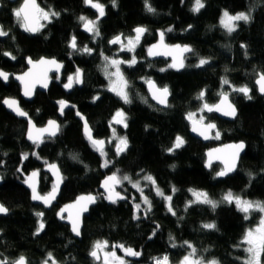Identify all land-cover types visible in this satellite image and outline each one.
I'll return each mask as SVG.
<instances>
[{"label":"trees","instance_id":"trees-1","mask_svg":"<svg viewBox=\"0 0 264 264\" xmlns=\"http://www.w3.org/2000/svg\"><path fill=\"white\" fill-rule=\"evenodd\" d=\"M21 1L2 0L0 24L9 35L0 38V68L14 75L27 69L28 57L48 56L64 61L66 74L82 69L84 82L66 92L53 81L47 93L37 92L34 100L28 102L22 98L21 87L13 76L8 85L0 79V203L9 209L7 214H0V259L7 258L11 264L24 256L28 264H42L51 252L58 264H101L89 252L95 241L107 240L109 249L115 250L128 264H152L153 257L164 255L175 264L190 251L184 245V241H189L197 249V258L216 259L220 264H243L248 254L241 240L248 229L260 222V213L254 210L245 219L235 204L223 202L215 209L206 204H193L185 211V206L194 199L189 189L205 191L217 201L231 190L235 195L264 202V96L255 85L258 74L264 72V0H203L205 7L199 13L191 11L194 0H148L155 13L147 11L145 0H117L116 7L111 0H99L106 13L100 19L99 37L85 31L79 20L80 16L96 19L98 15L84 0H38L44 11L60 15L51 22L44 21L45 27L36 35L25 31L16 21L14 10ZM225 10L233 14L251 11L253 19L248 24L238 22V29L228 34L220 25ZM189 25H192L190 29ZM138 26L148 29L141 43L134 53L119 55L124 60L135 55L138 61L133 67L123 65L132 99L131 104H124L108 90L109 81L102 71L103 56L115 54L114 46L109 43L113 37L135 35L133 29ZM168 28L173 29L166 32L168 43L187 44L193 49L181 72L160 71L167 62H151L145 55L146 48L157 40V30ZM73 36L78 47L86 45L94 49L92 54L73 52L69 47ZM242 44L247 45L246 50ZM5 52L15 59L3 55ZM200 58H210V63L195 67ZM224 77L233 87L247 85L252 99L232 92L229 85L222 86ZM146 78H153L159 86H168L171 107H159L151 100ZM201 90H206L208 104H216L222 90L229 92L238 107V115L232 121L221 119L215 113H203L205 122H217L220 132V138H213L209 143L193 137L186 120L189 112L200 115L202 101L197 96ZM7 96L19 98L39 126L49 119H59L57 101L61 98L70 100L76 108L67 110L65 117L59 119L58 137L45 139L37 146L26 140L27 122L3 106ZM96 96L99 99L94 101ZM118 109H123L128 116L127 128L110 125ZM76 110L87 117L97 138L109 139L113 128L119 136H127V151L117 156L113 144L107 143V157H102L85 138ZM178 135L184 138L185 144L169 154L167 149ZM238 141H244L247 147L237 171L226 178L216 177L222 166L214 164L207 169L206 150ZM25 153L28 158L23 161ZM73 155L78 159H73ZM105 158L112 161L107 168L102 167ZM46 162L58 163L65 179L58 205L48 211L32 202L24 182L26 175L39 169L42 171L40 191L49 192L52 181L43 172ZM117 169L119 175L127 174L133 181L139 180L140 175H152L160 189L173 196L172 207L177 215L167 211L166 201L146 183L144 189L152 202V210L147 216L140 213L141 219H134V204L139 202L140 195L133 196L138 192L130 184L126 192L120 188L129 200L109 204L101 196L84 219L81 239L74 237L69 226L56 218L57 209L80 194H100L102 180ZM173 186L177 189L174 194ZM140 204L144 209L147 207L142 201ZM37 212L44 213L45 228L35 235L40 222ZM211 222L216 224L215 230L202 227ZM157 225L159 230L153 236ZM170 235L175 239L170 240ZM173 243L177 245L175 248ZM120 244L141 251L142 255L137 259L128 258L122 249L113 247Z\"/></svg>","mask_w":264,"mask_h":264},{"label":"snow or ice","instance_id":"snow-or-ice-1","mask_svg":"<svg viewBox=\"0 0 264 264\" xmlns=\"http://www.w3.org/2000/svg\"><path fill=\"white\" fill-rule=\"evenodd\" d=\"M86 5L91 6L96 9L98 15L96 19H89L86 16H80L79 20L83 22V27L85 31L93 34L94 37H99L101 35L99 23L100 19L105 16V6L99 2V0H84ZM112 6H117V0H111ZM145 7L148 12L155 13V9L151 6L148 0H145ZM205 5L203 0H194L193 7L191 11L194 13H199ZM60 13L55 11H44L40 9L35 0H24V3L21 7L14 10V16L16 18L17 23L27 32L36 33L39 32L44 24H41V20H46L51 22L53 17H59ZM253 17L251 15V11L249 12H237L236 14H230L227 10H225L220 19V25L223 27L228 34H232L235 32L238 27L240 21H243L245 24L251 23ZM192 25H189L190 29ZM173 29L168 28L166 31L171 32ZM148 31L147 28L143 26H138L133 29L135 33L134 36L124 37L123 34H119L113 37L109 43L120 46V51H127L130 53L135 52L136 46L140 43L142 36ZM9 33L3 28V25H0V37L8 36ZM165 32L161 31L159 33V42L157 44L152 45L148 48L149 56H172V63L168 65L169 68L174 69H182L185 67L183 54L188 52H193V49L187 45H166L164 43ZM69 47L73 50V52H80L86 54H92L94 49L89 48L88 46L78 47L76 37L73 36L70 40ZM245 50L247 49V45H241ZM177 53L179 55H177ZM3 55L10 57L11 59H15V56H12L11 53L5 52ZM101 55H103L101 53ZM245 55H247V51H245ZM105 64L102 68V71L105 77L109 80L108 90L113 92L117 97H119L124 104H131L132 99L129 93L130 82L125 77L124 73L121 70V65L126 64L128 67L135 66L138 61L135 55H132L130 59L123 60L108 56H103ZM28 63L32 65L28 72L23 75L16 76L17 80H20L24 84V95L26 97H31L34 92V88L36 83H40L42 87L47 88L48 86V72L53 69L57 72L63 67V65L55 60L41 58L38 61H33L31 58H28ZM210 63V58H200L199 63L195 65V67H203ZM114 68L115 71H109V69ZM40 69L39 71H36ZM160 71H166V69H160ZM227 71V69H225ZM59 77H57L58 79ZM0 79L7 81L9 79V74L5 73L3 70H0ZM83 80V70L77 68L76 72L67 77V82L64 84L66 89H71L75 84H82ZM145 82L148 85L149 91L151 93V98L157 102V104L162 105L163 107H171L168 101V97L171 95L168 86H157L155 81L151 78H146ZM256 84L258 85L259 92L264 94V72L258 74V79L256 80ZM229 85L231 87L232 92H238L243 94L247 99L251 100V89L247 86L241 87H233L231 86V82L227 77L222 78V86ZM206 90H201L198 94L197 99L202 101V106L199 109L200 115L197 116L195 112H189L186 114V119L191 122V130L198 135L202 136L204 139L209 138H220V132L216 130V125L212 122L205 123L204 112H219L224 116H228L231 118H236L237 109L234 104H232L229 100V92L221 91L219 93L220 100L217 104H208L205 101ZM94 101L99 99V96L93 98ZM147 103V100H144ZM4 103L11 108L17 115L28 117V113L25 112L20 106L18 101L14 99H6ZM60 106L59 111L61 115H63L64 108L68 107L66 101L60 100L58 101ZM75 107V106H72ZM77 115L84 120V131L87 139L90 141L92 146L100 153L102 157H107V153L105 152V141L102 139H95L92 136L91 129L87 123V120L82 116V114L77 111ZM128 116L124 112L123 109H118L110 122L111 124L121 125L123 128L128 127ZM29 124L31 125L27 136L28 139L39 146V144L44 142V136L47 134L49 138L55 137L61 130V126L55 120H49L47 125L43 128H37L34 123H32L31 118L29 117ZM215 130V131H214ZM214 132V135L212 133ZM116 140L115 144V154L117 156L125 153L129 147V142L127 136H118L116 133V129H112V138L107 141V143L111 144L112 140ZM185 144V140L181 136H176L171 147L167 149L169 154H173L176 150L182 148ZM227 148L231 149V157L230 161H225V166L220 171L216 172V177H224L229 175L230 173L236 170L237 160L239 158L240 152L245 148V144L243 141L227 145ZM213 151H220L219 149ZM33 155H36L33 153ZM208 167H211L213 153H208ZM28 154H23V159H27ZM73 159H78L77 156L73 155ZM219 158V157H217ZM47 163V162H46ZM112 163L111 160L105 158L102 164V167H109ZM48 169L52 171L53 175L56 177V182L53 184L52 191L46 195H41L37 190V181L36 178L38 176V171L32 172L27 179L24 181L32 192V199L41 201L45 206H51L52 201L55 200L56 194L59 190L60 184L63 182V176L60 173V169L58 165L54 163H50L47 165ZM174 168L175 165H172ZM21 169H18L20 171ZM119 169L116 172H113L111 175L107 176L101 184V187L105 190L103 194V198L107 199L110 203H117L119 200H126L127 197L122 195L120 191H117L116 188L123 187V183L125 181L129 182L133 188H135L141 195V199L144 205L147 207L144 209V215L147 216L149 212L152 210V202L151 200L144 195V187L141 186L140 180L133 181L131 176L125 174L123 176L119 175ZM143 171V170H141ZM251 173L249 176L251 177ZM142 179L147 181L149 185L153 187L157 196H160L162 199L166 201L167 211L171 213L173 216H176L177 213L172 207V195H166L162 189L157 185L156 179L150 175L145 174ZM177 191L175 186L172 187V193L174 194ZM192 193L194 199L189 200L185 206V211H187L188 207H191L193 204H206L209 205L212 209L217 208L220 203L227 204H235L238 211L244 213V218L248 219L249 214L252 211H259L260 213H264V202L261 201H252L245 199L241 196L235 195L231 190L226 192L220 201L214 200L210 198L209 194L205 191L189 189ZM97 200V196L89 194L87 196H80L77 198L74 204L66 205L64 208L60 210L57 215L60 219H65L64 213L67 212V220L71 224V231L76 235H81V214L88 210V205L95 203ZM135 213L133 218L136 220L141 219L140 210L141 204H134ZM75 209V212L72 211ZM9 209L0 204V214H7ZM37 217L40 218V222L38 224L35 235H38L45 228V224L43 222V212H37ZM204 229L207 230H215L217 228L214 222L205 223L202 225ZM159 230V225L156 226V229L153 231L152 235L155 236L156 231ZM151 238V237H149ZM175 238L170 235V240H174ZM241 244L247 245L244 248V251L248 254L247 257L243 260V264H264L262 261V257H264V217L261 218L259 225L255 229H248L242 240ZM184 245L190 249V251L181 259L179 264H220V262L216 259H212L209 261H205L203 257L197 258V249L189 242L184 241ZM177 245L175 243L172 244V247L175 248ZM237 245L236 247H239ZM113 247H119L125 253L127 257H140L142 255L141 251H137L131 247H125V245H115ZM109 248V242L107 240H97L94 242L92 249L89 252V255L97 261L102 260V264H128V262L122 258L117 256L115 251H106ZM101 253L103 254L101 256ZM153 264H171L168 255H164L162 257H153ZM239 259V258H238ZM0 264H9V260L7 258L0 259ZM11 264H28L26 258L24 256L18 257L15 261H12ZM42 264H57L55 258L52 253L49 252L47 254V258L42 262Z\"/></svg>","mask_w":264,"mask_h":264},{"label":"water","instance_id":"water-1","mask_svg":"<svg viewBox=\"0 0 264 264\" xmlns=\"http://www.w3.org/2000/svg\"><path fill=\"white\" fill-rule=\"evenodd\" d=\"M9 1H11V2H16L17 0H9ZM35 2H36V5L41 9L38 0H35ZM23 3H24V0H23V2L21 3V5H22ZM21 5H20V7H21ZM1 6H2V4H1V2H0V8H1ZM40 23H42V20L40 21ZM0 25H1V24H0ZM161 31H164V32H165L164 43H165L166 45H170V46H171V45H181V46H185V45H187V44H182V43H174V44L168 43L167 40H166V37H167L166 32H167V31H166V30H161V29H159V30H157V40H156L155 42L151 43V44L147 47V49H146V56H147V58H148L149 60H151V61H154V60H166V61L169 62V64H171V63H172V56H149V55H148V51H147L148 48L151 47V46L154 45V44H157V43L159 42V33H160ZM29 33L32 34V35H36V34H38V32H36V33H31V32H29ZM5 37H6V36H5ZM5 37H0V38H5ZM111 45H112V44H111ZM187 46H189V45H187ZM189 47H190V46H189ZM189 53H190V52H188V53H184V54H183V59H184L185 67L187 66V56L189 55ZM177 55H179V54L177 53ZM28 58H31V57H28ZM28 58H27V69H26L25 71L21 72V73H17V74L12 75L11 73H9V72L3 70L2 68H0V70H3L5 73H8V74H9V79H8L7 81H4L3 79H1V80L4 82L5 85H8V84H9V81H10V78L13 76L14 81H15L16 83H18V84L20 85V87H21V96H22V98H23L25 101H33L34 98H35V96H36L37 91H40V92H43V93H47V92L50 90L51 83H52V81H51V75H52V74H59V75L62 74V72L64 71L65 63H64L63 61L57 59V58H54V57H48V56H43V57H41V58H47V59H52V58H54L55 60H57L58 62H60V63L63 65V67L59 70V72L55 71L54 69H53L52 71H49V72H48L49 80H48V86H47V88L42 87L40 83H36L35 88H34L33 95H32L31 97H26V96L24 95V84H23L20 80H17L15 77H16V76L23 75L24 73L28 72L29 69L32 67V65H30V64L28 63ZM41 58H39V59H32V58H31V59L35 62V61L40 60ZM169 64H168V65H169ZM185 67L182 68V69H179V70L174 69V68H169V67H168V68H169L170 70H172V71H175V72H181V71H183V70L185 69ZM39 70H40V69H37L36 71H39ZM257 79H258V78H257ZM257 79H256V80H257ZM152 80L155 81L154 79H152ZM155 83H156L157 86H159V85L157 84L156 81H155ZM255 85H256V87H257V89H258V93H259L261 96H264V94H261V93L259 92V88H258V85L256 84V81H255ZM146 88H147V91H148L149 96H150V98H151V93H150V91H149V88H148L147 83H146ZM6 99H14V100L18 101L19 106H20L25 112H27V111L22 107L19 98H16V97H12V96H10V97H6V98L3 100V106H4V107H5V108H6L11 114H13L16 118H18V119H20V120H24V121L27 122L26 140H27L29 143L33 144V142H32L31 140H29V139H28V136H27L28 130H29L30 126H31V125L29 124V117L31 118V116L29 115L28 112H27V113H28V117H24V116H19V115H17V114L11 109V108H9V107L4 103V101H5ZM151 99H152V98H151ZM170 99H171V95L168 97V101H169V102H170ZM219 100H220V99H219ZM229 100H230V102H231L232 104L235 105V107H236V109H237V115H238V107H237L236 104L232 101L230 95H229ZM152 101H153L157 106L162 107V108H165V107H163L162 105L157 104V102H156L155 100L152 99ZM66 102H67V104H68L69 106L64 108L63 115H61L60 111L58 110V117H59V119L64 118L66 110H68L69 108H72V106H73L70 102H68V101H66ZM218 102H219V101H218ZM218 102H217V103H218ZM217 103H216V104H217ZM59 108H60V106H59ZM79 112H80V111H79ZM80 113H81V112H80ZM211 113H215L219 118L224 119V120L232 121V120L235 119V118H231V117H228V116H224L222 113H219V112H211ZM81 114H82V113H81ZM77 116H78V115H77ZM82 116L87 120V123H88V125H89V128L91 129V133H92L93 138H95V139H102V140H104V141L106 142V143H105V150H106V147H107V140H106L105 138H97V137L94 135V131H93V129H92L90 123L88 122L87 117H86L85 115H83V114H82ZM78 117H80V116H78ZM236 117H237V116H236ZM80 118H81V117H80ZM59 119L52 118V119H49V120H55V121L61 126V123H60ZM49 120H48V121H49ZM186 120H187V119H186ZM31 121H32V123H34V124L36 125L37 128H43V127H45V126L47 125V123H46L45 125L39 126V125H37V123L33 120V118H31ZM48 121H47V122H48ZM187 121H188V120H187ZM81 122H82V125H83V134H84L85 138L87 139V137H86V135H85V131H84V120L81 119ZM210 122H212V123H214V124L216 125V130H217V127H218L217 122H215V121H210ZM188 123L190 124L189 132H190V134H191L193 137H195V138L201 140V141L204 142V143H209V142H211V141L213 140V138L204 139L202 136H200V135H198L197 133L193 132V131L191 130V122L188 121ZM205 123H208V122H205ZM214 131H215V130H214ZM60 132H61V130H60ZM60 132H59L55 137H51V138H49V137L47 136V134H45V136H44V140H45V139H54V138H56V137L59 136ZM212 135H214V132L212 133ZM87 140H88V139H87ZM88 141H89V140H88ZM89 142H90V141H89ZM239 142H241V141H238V142H229V143H224V144H219V145H217V146H213V147L208 148V149L206 150V153H205V154H206V162H205V166H206V168H207V169H211L212 165H214V164H220V165L222 166V169H223L224 166H225V161H226V160L230 161L231 151H232L231 149L227 148L226 146H227V145L236 144V143H239ZM243 142H244V141H243ZM244 144H245V148L243 149V151L240 152L239 158H238V160H237L236 170H235L234 172L230 173L229 175L224 176V177H220V178H226V177H228V176L234 174V173L237 171V169H238V167H239V164H240V161H241V158H242V156L245 154V151H246V147H247V145H246L245 142H244ZM216 149H219L220 151H213V150H216ZM209 152H212V153H213L211 167H208V166H207V164H208V160H209V157H208V153H209ZM217 157H219V158H217ZM22 160L25 161V159H23V156H22ZM50 163H54V164L58 165V167H59V169H60V173H61V175L63 176V178H64V175H63V173H62V171H61V168H60V166H59L58 163H56V162H48V163L45 165V167L43 168V172L47 173V174L50 176V178L52 179L53 184H54V183L56 182V177L53 175L52 171H50V170L48 169V167H47V165L50 164ZM34 171H38V176H37V178H36V181H37V190H38V192H39L41 195H46V194H48L49 192H51L52 189H51L49 192H47L46 194H42V193L40 192V178H41V171H40L39 169H35ZM34 171H32V172H34ZM32 172H30V173L26 176V179H27V177H28ZM111 174H112V173H111ZM111 174H109V175H111ZM109 175H107V176H109ZM107 176H106V177H107ZM106 177H105V178H106ZM105 178H104V179H105ZM26 179H25V180H26ZM104 179L102 180V182L104 181ZM1 180H2V178H1V176H0V183H1ZM102 182H101V184H102ZM64 184H65V179H63V182L60 184V186H59V190H58V192H57V194H56V198H55V200L52 201L51 206H45L41 201L33 200V199L31 198L32 202H33L34 204H37V205H40V206L44 207L46 210H50L54 204H57V203H58V199L60 198L61 191H62V189H63ZM101 184H100L99 189H98V191H100V194H99V193H93V192L80 194V195H78L73 201L68 202V203L62 205L61 208H60V209L58 210V212H57V213H59L60 210H61L62 208H64L66 205L74 204L75 201L77 200V198L80 197V196H82V195H83V196H87V195H89V194H92V195H94V196H97V200H96V202H95V203H92V204H89V205H88V210H87L86 212H83V213L81 214V235H80V236H76V235L71 231V233L74 235V237H76V238H78V239H81V237H82V230H83V227H84V219H85V217L89 215L91 209H92V208L98 203L100 197L102 196L101 194H103V193L105 192V190L101 187ZM25 186H26V188L29 189L30 192H31V189L29 188V186H28L26 183H25ZM116 190H117V191H120V192L122 193V195L126 196V197H127L126 200H129V199H128V195H127L126 193H124L123 191H121L119 186L116 188ZM31 197H32V192H31ZM105 200H106L109 204H113V203H110L107 199H105ZM120 201H124V200H119L118 202H120ZM0 204H1V203H0ZM72 211L75 212V209H72ZM64 215H65V219H60L58 215H57V217H58V219H59L60 221H62L63 223H66V224L70 227V230H71V224H70V222L67 220V215H68V213L65 212ZM114 248H117V247H114ZM128 258H131V259H132V258L137 259L138 257H128ZM96 261H97V260H96ZM97 262L100 263L101 261H97Z\"/></svg>","mask_w":264,"mask_h":264},{"label":"flooded vegetation","instance_id":"flooded-vegetation-1","mask_svg":"<svg viewBox=\"0 0 264 264\" xmlns=\"http://www.w3.org/2000/svg\"><path fill=\"white\" fill-rule=\"evenodd\" d=\"M7 1H9V0H7ZM18 1V0H17ZM16 1V2H17ZM0 2H1V4H2V0H0ZM9 2H11V1H9ZM11 3H15V2H11ZM21 3L22 2H20V4H19V7H20V5H21ZM2 7V6H1ZM41 7V6H40ZM1 9V8H0ZM42 9V8H41ZM44 21L45 20H42V23L41 24H44ZM112 46H114V51L117 49V47H118V45H115V44H112ZM147 49V48H146ZM115 55V54H114ZM116 55H118V54H116ZM146 55V54H145ZM188 57V56H187ZM146 58H147V56H146ZM148 59V58H147ZM149 60V59H148ZM149 61H151V60H149ZM155 61H158V60H154V61H151V62H155ZM164 61H166V60H164ZM64 62V61H63ZM167 62V65H164V69H166V70H168L169 68H168V64H169V62L168 61H166ZM65 63V62H64ZM72 74H74V73H69V74H66L65 73V67H64V71L62 72V74H52L51 75V81L53 82V81H55L56 83H58L59 85H60V87H61V89L63 90V91H66V92H68V91H70L72 88H74L77 84H75L71 89H66L65 87H64V84L67 82V77L69 76V75H72ZM57 77H59L58 79H57ZM151 79H153V78H151ZM51 85H52V83H51ZM160 87H163V86H160ZM51 88V87H50ZM37 92H40V91H37ZM37 94V93H36ZM149 94V93H148ZM60 100H64V101H68V102H70L73 106H75L70 100H68V99H64V98H61V99H59L58 101H60ZM152 100V99H151ZM57 101V102H58ZM76 108V106L75 107H72V108H69V109H75ZM68 109V110H69ZM58 110H59V104H58ZM77 111L78 110H76V114H77ZM66 112H67V110H66ZM66 112H65V115H66ZM65 117V116H64ZM63 119V118H62ZM41 173H42V171H41ZM45 173V172H44ZM47 174V173H46ZM48 175V174H47ZM0 176H1V178H2V175H1V172H0ZM27 176V175H26ZM26 176H25V178H26ZM49 176V175H48ZM50 177V176H49ZM51 179V178H50ZM2 181V180H1ZM51 181H52V179H51ZM52 187H51V189L53 188V181H52V185H51ZM121 190V189H120ZM125 191V190H124ZM41 192V191H40ZM126 192V191H125ZM43 194V193H42ZM46 194V193H45ZM139 195H140V193H139ZM58 201H59V199H58ZM66 204V203H65ZM55 205H58V203L57 204H54L53 206H52V208L55 206ZM64 205V204H63ZM40 206V205H39ZM62 206V205H61ZM61 206H59V208L57 209V211H56V213L58 212V210L61 208ZM44 208V207H43ZM51 208V209H52ZM45 209V208H44ZM50 209V210H51ZM46 210V209H45ZM48 211V210H47ZM140 213H142V214H144V208L141 206V210H140ZM139 213V214H140ZM112 251H115V250H112ZM124 253V252H123ZM127 257V256H126ZM100 263H102V262H100ZM114 264V263H113Z\"/></svg>","mask_w":264,"mask_h":264},{"label":"rangeland","instance_id":"rangeland-1","mask_svg":"<svg viewBox=\"0 0 264 264\" xmlns=\"http://www.w3.org/2000/svg\"><path fill=\"white\" fill-rule=\"evenodd\" d=\"M229 12V11H228ZM230 13V12H229ZM230 14H233V13H230ZM234 14H236V13H234ZM233 14V15H234ZM45 22H47L46 20H45ZM132 36H134V35H132ZM140 43H141V40H140ZM139 43V44H140ZM138 44V45H139ZM137 45V46H138ZM137 46H136V48H137ZM135 48V49H136ZM125 52H127V51H120V46L118 45V47H117V49L115 50V55H113L112 57L113 58H118V59H123V57L122 56H119L121 53H125ZM116 54H118V55H116ZM124 60V59H123ZM104 64H105V62H104ZM123 65L124 64H122L121 65V70H122V72L124 73V71H123ZM109 71H115V69L114 68H111V69H109ZM125 75V74H124ZM126 77V76H125ZM109 81V80H108ZM109 83V82H108ZM109 85V84H108ZM114 125V124H113ZM117 135H118V133H117ZM119 136V135H118ZM112 138V135H111V137L109 138V139H111ZM109 139H107V141L109 140ZM117 143V141L116 140H112V144H113V147L115 148V144ZM145 175V174H144ZM144 175H140L139 176V180H140V182H141V186L142 187H144V185L147 183L148 184V182L147 181H144L143 179H142V177L144 176ZM146 184V185H147ZM127 185H130V183L128 182H124L123 183V187H122V189H124L125 191H127ZM121 188V187H120ZM145 188V187H144ZM154 190V189H153ZM138 192V191H137ZM154 192H155V190H154ZM156 193V192H155ZM144 195H146L149 199H150V197L148 196V194H147V192L145 191V189H144ZM133 196L134 197H138L139 196V192H138V195H136L135 193H133ZM239 196V195H238ZM242 197V196H241ZM244 198V197H243ZM140 199H141V195H140ZM246 199V198H245ZM248 200H250V199H248ZM141 201H142V199H141ZM139 203V202H138ZM258 213H260L259 211H257ZM260 215H261V217H260V220H261V218L262 217H264V213H260ZM260 223V222H259ZM259 223L256 225V226H254L253 228H251V229H255L258 225H259ZM246 247H247V245H245ZM106 251H111L109 248L108 249H106ZM103 254L101 253V256H102ZM183 258V257H182ZM181 258V259H182ZM181 261V260H180ZM179 261V262H180ZM101 262H102V260H101ZM179 262H177V263H175V264H179ZM114 264H115V262H113ZM58 264V263H57ZM102 264V263H101ZM153 264V263H152Z\"/></svg>","mask_w":264,"mask_h":264},{"label":"bare ground","instance_id":"bare-ground-1","mask_svg":"<svg viewBox=\"0 0 264 264\" xmlns=\"http://www.w3.org/2000/svg\"><path fill=\"white\" fill-rule=\"evenodd\" d=\"M21 2H23V0L21 1ZM7 97H10V96H7ZM6 98V97H5ZM4 98V99H5ZM3 99V100H4ZM28 102H31V101H28ZM2 103H3V101H2ZM34 120V119H33ZM24 121V120H23ZM35 121V120H34ZM26 130H27V128H26ZM26 179V178H25ZM31 193V192H30ZM141 202V199H140V197H139V203ZM56 218L58 219V217H57V213H56ZM58 221H60L59 219H58ZM61 223H63L62 221H60ZM63 224H65V225H67L66 223H63ZM68 226V225H67ZM70 228V227H69ZM71 231V230H70Z\"/></svg>","mask_w":264,"mask_h":264}]
</instances>
